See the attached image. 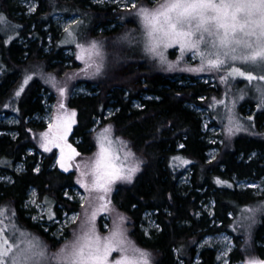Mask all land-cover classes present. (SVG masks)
<instances>
[{"label":"rangeland","instance_id":"obj_1","mask_svg":"<svg viewBox=\"0 0 264 264\" xmlns=\"http://www.w3.org/2000/svg\"><path fill=\"white\" fill-rule=\"evenodd\" d=\"M10 16L0 9V33L3 35V45H9L13 42L19 47L14 55L18 64L17 78L14 80L13 86L8 90L4 104H0V135L6 134L11 138H15L17 131L12 127L18 124V97L23 93L26 86L35 79L38 84V95L41 99L42 111L35 113L30 118L36 123H43L42 129L30 130L31 139L37 146H28L27 154H36V162L34 170L39 171L44 161V157L51 151L55 150L54 156L50 162V168L57 167L61 170L58 161L61 160V147L64 149L63 163L69 170L74 171V184L64 188L62 196L74 204L71 208H67L64 204L57 205V211H53L39 196L35 186L29 185L26 189L25 196L19 203V209L24 218L29 219V223L35 228L47 233L48 241L41 237L37 232L24 227L16 218L14 207L10 203H2L0 205V229L6 230V235H0V250H3V239L7 237H16V243L20 244L22 238L20 233L25 234V238L38 239L45 246L46 253L49 255L56 254L66 244L74 241L77 236L83 234L86 228V221L91 217L93 211L97 212L95 219L96 232L101 237L109 235L119 223L121 228L125 230V236L132 245L147 254L149 264H152V252L140 244L136 243L129 233L128 223L130 219L121 211L112 199V194L116 190L118 184H129L130 182L117 180L111 185L112 191L107 194L105 200H99L98 197L104 195L102 192H93L91 196L84 188L77 183L78 180L89 182L90 176L81 177V172H87L84 165L95 159L96 154L100 151L98 137L104 133V129H109L106 133L108 140L111 141V151L119 157L116 162L118 166L126 173L129 167L136 165L138 171L141 167L142 159L130 147L129 141L116 134L115 126L111 121H102L98 116L94 117V124L90 127L92 131L93 150L88 154L79 153L71 142L72 128L76 123L71 125L70 130L66 133V139L58 141L60 147L49 144L50 151H44L41 147L44 142L42 134L48 132L52 138L55 133V127L49 129V124L55 125V117L62 115L65 110L68 113L75 112L76 109L66 106V99L73 95L90 94L95 87V81L102 79L105 74L112 68V63L121 61L141 60L150 63L157 71L168 75L171 81L179 85L203 83L206 88L210 89L211 94H201L198 96L199 102L186 101L185 105L194 110L201 119V128L203 139L207 144L205 150L206 161L214 159L219 151L220 145L234 133H249L254 136H264V106L261 103V91L264 86V80L259 79L260 74L264 73L255 65H243L239 61L229 62L233 66L240 67L241 70L246 68L251 71L252 75L257 76L256 80L248 81L243 77L229 78L227 81L223 77L227 76L228 64H225L219 71L204 70L200 72L187 71L188 68H199L201 59L193 56L191 51H186L181 58L179 45H173L167 49L161 45L160 51H163L167 63H161L158 56H154L145 51L147 43V30L144 26L142 17L138 15L140 9H148L149 11L157 8L164 0H89L87 5H97L99 7L110 8L111 12L117 11V15L108 18L102 24H95L93 32L89 29L88 19L81 13L76 12V8H71L67 2L58 3V0H47L52 9H41L39 18L43 19L42 29L46 32L44 41L42 38H36L34 27L40 20L34 19L28 22V27L22 31V23L26 22L33 13L37 12L38 0H9ZM60 5L59 9L57 8ZM42 8V7H41ZM122 11V12H121ZM38 18V19H39ZM21 21V22H19ZM116 29L115 32L109 33L110 30ZM68 29L71 32L66 31ZM35 44L40 48V55L35 56ZM92 44H96L97 48L91 54L84 53V59H78L80 55V47L89 48ZM1 48V47H0ZM127 48H132L133 57H125L121 55ZM51 51H59L61 59L52 61L60 65L56 68H48L44 60L43 54H49ZM99 52V55L96 54ZM125 58V59H123ZM8 60L3 57L0 49V76L5 72ZM168 64L173 67L169 69ZM90 65V67L88 66ZM97 67L99 71H97ZM31 76L32 78L27 84L24 80ZM92 83L89 86L87 83ZM17 96L16 92L20 91ZM64 90L61 96L60 90ZM142 98H153L157 95L142 92ZM202 101V102H201ZM64 104V109H60V104ZM132 106L140 107L139 99L132 100ZM59 109V111H58ZM7 110V111H6ZM116 108L108 106L104 110V117H110ZM261 116L255 123L256 117ZM239 126V127H237ZM231 129V131H230ZM79 138H75L78 141ZM71 146L70 148L68 146ZM179 145L181 143L179 142ZM105 147H109L108 141H105ZM71 149H75V155ZM130 153L131 155H127ZM243 156V154L241 155ZM15 162L13 169L19 173L24 169V158ZM247 159L259 157L258 150H251L245 156ZM77 165H80L78 168ZM38 169V170H37ZM68 170V171H69ZM64 171V170H63ZM136 171L133 176L138 172ZM192 168L186 166L182 175L178 179V187L182 192L185 189L189 191L192 186L190 180ZM132 176V180H133ZM131 180V182H132ZM13 176L0 169V182L10 184ZM231 183L238 190H248L252 195H261L264 193V176H231ZM199 192V200L197 215L205 213L208 215L210 223L214 222L212 218L214 214V200L212 196L204 195V189L197 190ZM262 198V197H261ZM259 199V198H258ZM110 201V203H109ZM106 204L107 210H100V205ZM241 209V208H240ZM242 209L243 216L236 218L234 216L235 232L240 234L239 239L245 245H250L251 231L245 229L244 225H252L257 217L264 214V198L255 200L253 203L244 206ZM56 212L58 214H56ZM232 216V213L229 212ZM123 217V220H120ZM246 219V220H245ZM243 222V223H242ZM141 234L146 238H152L155 231L159 230L157 223L156 210L145 209L141 214L137 224ZM12 243V240H9ZM256 243L264 246V238L257 239ZM236 242L233 235L225 230L213 231L205 234L196 242V252L193 257V264L200 261V251L204 248H210L214 252L215 264H264V257L250 252L241 259H233L231 253L236 248ZM24 245H22L23 247ZM246 247V246H245ZM15 251V248H14ZM128 255H133L129 252ZM121 253L113 252L109 257V264H114L115 259H119ZM176 264H183L184 261L175 255ZM53 264H56L53 261Z\"/></svg>","mask_w":264,"mask_h":264},{"label":"trees","instance_id":"obj_2","mask_svg":"<svg viewBox=\"0 0 264 264\" xmlns=\"http://www.w3.org/2000/svg\"><path fill=\"white\" fill-rule=\"evenodd\" d=\"M9 2L0 0V9L8 16L11 8ZM65 2L88 19L91 32L95 24H102L118 14L117 11L111 12L110 8L87 5L89 0H58L59 4ZM59 4L53 9L60 10ZM50 8L52 9L47 0H38L37 12L28 18L27 23H22L21 30L25 31L33 18L40 20L34 30L36 38L41 37L44 41L46 32L51 30L42 29L44 21L38 16L41 9ZM115 31L113 28L109 33ZM32 44L35 45L33 54L39 56L40 48L35 42ZM0 47L1 54L9 62L0 76V104H4L8 90L17 78L18 64L14 52L19 47L13 42L3 45L1 33ZM121 55L133 57L135 54L132 48H127ZM41 57L48 68L60 65L52 61L61 59L59 51H51ZM112 64L105 76L95 81L92 93L73 95L66 99V106L76 109L71 142L79 153H90L93 150L90 127L94 124V117L98 116L102 121L113 122L116 134L126 138L130 147L142 159L140 170L133 176L132 182L118 184L112 199L130 219L129 233L135 242L152 252V264H176L175 255L183 259V264H193L196 242L205 234L218 230H225L233 235L237 244L231 253L233 259H241L250 252L264 257V246L256 243L257 239L264 238V214L257 217L252 225H244L245 229L251 231L250 245L243 244L239 239L240 234L235 232L233 222L234 216H243L244 206L264 198V193L252 195L248 190H238L231 183L232 175L264 176V136L234 133L220 145L216 157L206 161L207 144L203 139L201 119L185 102L200 103L199 95L205 94L208 97L213 92L203 83L179 85L150 63L141 60ZM90 84L92 83H87L88 86ZM38 88V82L33 79L18 97L19 122L12 126L17 131L16 137L0 135V169L13 176V181L8 185L0 182V205L12 204L18 222L48 241L47 233L31 225L29 219L23 217L18 205L24 198L27 187L33 185L40 198L53 211H57L58 204L71 208L74 204L68 202L61 191L74 184V171L50 168L55 150L44 157L40 170L35 171L37 155L26 153L28 146H37L31 139L30 130L45 126L28 119L42 111ZM142 92H149L157 97L142 98ZM133 99H139L141 106H132ZM108 106H114L116 110L105 118L104 110ZM261 116L262 114L256 117V124ZM75 138L79 140L75 141ZM251 150H258L259 157L247 159L245 156ZM23 155H26L24 169L17 173L13 166L15 162L22 160ZM186 166L192 168L190 180L193 187L182 192L178 187V179ZM201 189H204V195L212 196L214 200L212 218L215 221L212 223L207 214L197 215V190ZM145 209L156 210L159 230L154 232L152 238L144 237L137 226ZM199 254L201 258L197 264H215L212 249L204 248Z\"/></svg>","mask_w":264,"mask_h":264},{"label":"snow or ice","instance_id":"obj_3","mask_svg":"<svg viewBox=\"0 0 264 264\" xmlns=\"http://www.w3.org/2000/svg\"><path fill=\"white\" fill-rule=\"evenodd\" d=\"M138 15L142 17L147 30L145 51L158 56L161 63H167L163 51L159 50L161 45L165 49L179 45L181 58L186 51H191L194 57L201 59L199 68L184 69L187 71H219L228 64L227 76L223 77L225 81L238 76L251 82L256 80L257 76L252 75L247 68L241 70L229 62L239 61L243 65H255L264 69V0H164L154 10L140 9ZM0 21H3L2 16ZM66 31L71 36V32L68 29ZM78 47L81 54L77 58L84 59L85 52L91 58L97 45L92 44L87 49L80 45ZM96 54L99 55V52ZM168 67L171 69L173 65L168 64ZM31 78L28 76L24 84ZM259 79L264 80V73L260 74ZM259 90L264 106V86ZM21 91L23 88L17 91L16 95L19 96ZM60 94L64 95L63 89ZM59 108L64 109V104L61 103ZM75 115L74 111L68 113L65 110L62 115L55 117V125L49 124L50 130L55 127L53 137L50 138L48 132L42 134L44 142L41 147L44 151L51 150L49 144L60 147L58 141L66 139V134L61 133L70 130L71 125L75 123ZM108 132L109 129L106 128L98 137L100 151L95 159L84 165L90 170L81 172V177L90 176L89 182L85 183L82 179L77 181L90 196L93 192L104 193L98 197L99 200H105L107 194L112 191L111 185L117 180L131 182L133 174L138 171V167L133 165L125 173L117 165L119 157L111 151V141L105 135ZM105 141H108L109 147H105ZM71 151L79 155L75 149ZM63 154L64 149L61 147V160L58 163L64 171H68V167L63 163ZM100 210H107V205L101 204ZM96 215L97 212L93 211L86 221L83 234L66 244L56 254H47L42 242L35 238H25L24 233H20V244L15 242L16 237L3 239L0 264H53V261L56 264H109V257L113 252L121 253L120 258L114 260V264H149L147 254L132 245L119 223L109 235H98L95 227ZM120 220L122 221L123 217H120ZM0 235H6V230L0 229ZM9 240H12V243H9ZM129 252L133 255H128Z\"/></svg>","mask_w":264,"mask_h":264}]
</instances>
